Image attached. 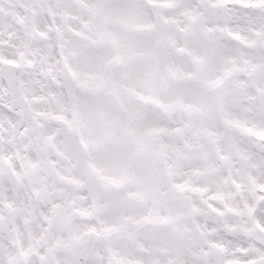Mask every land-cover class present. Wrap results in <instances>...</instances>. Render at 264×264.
I'll use <instances>...</instances> for the list:
<instances>
[{"label": "clouds", "instance_id": "obj_1", "mask_svg": "<svg viewBox=\"0 0 264 264\" xmlns=\"http://www.w3.org/2000/svg\"><path fill=\"white\" fill-rule=\"evenodd\" d=\"M0 264H264V0H0Z\"/></svg>", "mask_w": 264, "mask_h": 264}]
</instances>
